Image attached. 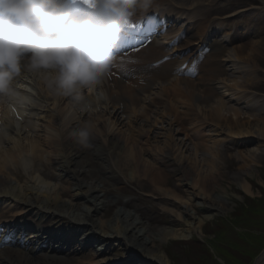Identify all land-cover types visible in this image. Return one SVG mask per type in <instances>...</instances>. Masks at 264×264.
Returning <instances> with one entry per match:
<instances>
[{
  "label": "bare ground",
  "instance_id": "obj_1",
  "mask_svg": "<svg viewBox=\"0 0 264 264\" xmlns=\"http://www.w3.org/2000/svg\"><path fill=\"white\" fill-rule=\"evenodd\" d=\"M166 1L149 0L135 15L148 14L155 23L172 10L177 13L170 2L163 4ZM220 5L218 3L211 11H246L252 7L234 4L223 8ZM188 24L186 36L191 39L198 29L204 45L206 38L209 39V34L203 38L205 28L195 23L191 28ZM168 40L162 33L157 34L147 39L149 42L138 48L131 60L121 61L126 54L116 57L118 63L114 61L95 91L90 92L86 87L80 90L83 99L79 102L71 97L51 95L42 76L31 73H22L13 82V88L26 99L0 94V204L3 205L0 208V264H133L139 256L146 258L149 264L155 261L167 264L169 258L162 249V242L169 237L192 236L197 214L193 202L196 201L198 206L225 210L228 200L225 193L208 189L206 179L199 176L200 170L188 165L183 153L173 151V134L168 133L161 144L152 140L151 127L146 124L152 119L154 121L149 125L158 127L161 122L159 127L165 128V113L169 110L180 113L183 109L187 117L174 116L178 124L207 123L216 127L213 130L217 134L227 127L225 138L228 141L231 138L233 144L255 139L257 144L252 150L238 151L247 168L232 174L244 191H250L246 174L255 167L257 153L264 151V116L251 110L256 104L251 101L245 84L252 77L245 76V80L219 77L214 65L206 66L207 59H199L187 76L170 77L173 66L182 60L171 57L158 66L152 64L164 55ZM250 45L252 49L251 43L234 46L233 54L228 58L232 62L244 58L243 53ZM209 48L214 54L218 51L217 46ZM218 89L220 96L216 95ZM101 92L106 99L97 103V95ZM162 100L165 113L160 114L163 118L160 119L152 115L162 111L153 107ZM241 103H244L242 107ZM85 122L92 125L93 131L89 147L77 144L70 136ZM217 141L208 148V159L212 164L220 158ZM88 151L101 162L93 164L94 158L87 155ZM145 153H148V159L144 157ZM169 157L175 158L177 166H167L165 160ZM52 163L70 176V186L60 179L55 180L57 174L51 169ZM126 170L140 179H147L153 190L165 192L176 207L171 209L173 218L188 224H154L130 209V199L117 208L113 217L103 218L114 205L105 196L106 183L116 179V171L125 174ZM171 173L187 177L188 196L166 186L167 176ZM72 187L75 191L70 196ZM102 207H105L104 212H101ZM32 213L40 224L34 225L25 218ZM46 214L48 217L44 218ZM49 217H55L57 222L49 224ZM29 227L31 232L28 230L29 233L24 235ZM16 229L23 231L22 237L13 234ZM98 230L107 236L95 246L99 241ZM112 238L125 245L124 259L110 254L105 240ZM80 247L83 250L93 247L87 260H73L70 256L73 249L76 251ZM256 264H264V252Z\"/></svg>",
  "mask_w": 264,
  "mask_h": 264
},
{
  "label": "rangeland",
  "instance_id": "obj_2",
  "mask_svg": "<svg viewBox=\"0 0 264 264\" xmlns=\"http://www.w3.org/2000/svg\"><path fill=\"white\" fill-rule=\"evenodd\" d=\"M169 1L177 9L181 8L182 15L180 18L181 31L171 33V35H182L172 43L173 45L176 43L173 55L178 56L182 63L177 66L179 69L173 68L170 77L187 76V72L198 64L199 59L200 61L201 59L209 60L206 66L214 65L218 76L222 78L238 77L240 80H245V76H251L252 80L245 83L251 101L256 104V108L251 110L264 116V1L201 0L200 3H196L194 0ZM218 3L221 4V7L224 6L223 8H228L234 4L252 7L247 8L246 11L232 9L219 12L211 11ZM194 21L196 25L205 28V34L206 32L209 33V38L212 39L209 46H217L218 49L215 54L213 50L208 49L206 54L198 52L202 45V35H200L198 29L196 35H191V39L186 36L188 34L187 31H184L186 25L190 22L192 25L188 24V26L190 25L189 27L192 28ZM171 22L168 21L165 32H171L176 28V24L170 25ZM212 31H215V33H211ZM243 43H251L253 48L251 49L250 45L243 53L244 58L232 62L228 58V55L233 54L232 48ZM250 68H254V70ZM198 82L207 83L208 81L198 80ZM216 95L220 96V89L216 91ZM163 101L155 103L153 107H158L162 111L152 116L163 119L160 117V114L165 113L163 111ZM240 105L242 107L244 103ZM169 113H165L167 115V118H165L167 120L163 123L165 128L161 129L159 127L162 125L161 122H158V127L155 124L153 126L149 125L150 122L154 121L152 119L149 124H146L147 127H151L152 140L155 139L161 144L167 138L168 133L173 134L175 139L173 151L176 154L178 152L183 153L187 158L188 165L196 168V171L197 169L200 170L199 176L206 179L209 184L208 189L211 188L217 192L225 193L228 200L225 210L198 206L195 203L196 201L193 202L197 214L196 221L194 220L196 228H194L195 231L192 232V236L169 237L162 242V249L166 257L169 258L167 264H251L264 249V200H262L264 198V151L257 153L255 167H251V170L247 172L246 177L250 183V191H244L232 174L236 170L247 168L238 151L252 150L257 141L252 139L247 140L248 142L244 144H233L231 138H229V141L228 138H225L228 131L227 127L221 129L222 131L217 134L213 130L216 127L207 123L191 124L184 122V124H178L174 120V116L187 117L183 109L180 113H177L174 109L169 110ZM142 123H144V120ZM215 140L219 141H217V149L220 158L212 164L208 159L210 156L208 148L209 144H213ZM87 155L94 158L93 164L101 162V159L95 157L92 152L88 151ZM144 157L148 159V153H145ZM165 162L169 168L177 166V161L173 157H169ZM51 169L57 174L55 180L60 179L66 186H70L71 181L68 174H65L62 170L60 171L55 163L51 164ZM127 170L125 174L116 171V179L106 183L107 192L105 196L110 199V202L113 201L114 205L108 211V215L103 218L113 217L117 208L123 206L124 201L130 199V209L154 224L168 226H175L176 223L178 226L188 224L184 221L178 222L173 218L171 209L176 207L168 199L165 192L153 190V186L147 179H140L138 175ZM186 181L187 177L185 178L184 174L180 176L177 173H171L167 176L166 186L175 189L186 197L188 196ZM74 189L72 187L70 196L75 191ZM0 206V208L3 207L1 204ZM164 206H168V208H163ZM104 211L105 207H102L101 212ZM99 214L103 216V213ZM32 219L35 223L39 221L34 217ZM55 220L51 218V223L57 222ZM48 222L50 223V221ZM97 236L99 241L95 246L106 239L107 234L98 230ZM105 241L107 245L109 244L111 255L120 260L124 259L126 247L121 240L112 238ZM92 250L93 247L85 250L79 248L76 251L73 249L70 256L73 260H87ZM163 251H161L162 254ZM133 264H149V262L146 258L139 256ZM150 264L162 263L155 261Z\"/></svg>",
  "mask_w": 264,
  "mask_h": 264
},
{
  "label": "clouds",
  "instance_id": "obj_3",
  "mask_svg": "<svg viewBox=\"0 0 264 264\" xmlns=\"http://www.w3.org/2000/svg\"><path fill=\"white\" fill-rule=\"evenodd\" d=\"M149 0H92L89 15L76 16L71 0H0V94L21 96L13 88L22 73L42 76L51 95L79 102L82 88L96 90L115 60V51L138 7ZM106 99L101 92L97 103ZM92 125L70 136L90 146Z\"/></svg>",
  "mask_w": 264,
  "mask_h": 264
},
{
  "label": "snow or ice",
  "instance_id": "obj_4",
  "mask_svg": "<svg viewBox=\"0 0 264 264\" xmlns=\"http://www.w3.org/2000/svg\"><path fill=\"white\" fill-rule=\"evenodd\" d=\"M84 4H92V0H82ZM155 27L154 22L149 19L146 28H142L141 25L128 22L126 23L125 30H133L124 39V43L121 44L117 49L116 53H119L121 48L131 47L133 50H139L138 46H143L147 41V34H150ZM15 111V109H13Z\"/></svg>",
  "mask_w": 264,
  "mask_h": 264
},
{
  "label": "trees",
  "instance_id": "obj_5",
  "mask_svg": "<svg viewBox=\"0 0 264 264\" xmlns=\"http://www.w3.org/2000/svg\"><path fill=\"white\" fill-rule=\"evenodd\" d=\"M262 200H264V198H262Z\"/></svg>",
  "mask_w": 264,
  "mask_h": 264
},
{
  "label": "water",
  "instance_id": "obj_6",
  "mask_svg": "<svg viewBox=\"0 0 264 264\" xmlns=\"http://www.w3.org/2000/svg\"><path fill=\"white\" fill-rule=\"evenodd\" d=\"M255 262H256V261H255ZM255 262H254V263H255ZM254 263H253V264H254Z\"/></svg>",
  "mask_w": 264,
  "mask_h": 264
}]
</instances>
